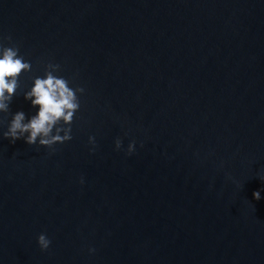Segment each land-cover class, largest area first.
<instances>
[{"label":"water","instance_id":"1","mask_svg":"<svg viewBox=\"0 0 264 264\" xmlns=\"http://www.w3.org/2000/svg\"><path fill=\"white\" fill-rule=\"evenodd\" d=\"M0 44V264H264V0H0ZM49 63L72 139L13 143Z\"/></svg>","mask_w":264,"mask_h":264},{"label":"clouds","instance_id":"2","mask_svg":"<svg viewBox=\"0 0 264 264\" xmlns=\"http://www.w3.org/2000/svg\"><path fill=\"white\" fill-rule=\"evenodd\" d=\"M7 39H11L8 37ZM17 47H4L0 44V113H8L9 105L18 88V77L22 72L31 70L30 62H25L18 55ZM60 70L59 64L46 65L45 78H35L34 86L24 94L26 100L31 101L33 107H38V112L25 122V113L16 112L9 123L4 138L15 142L23 138L29 145H36L52 149L57 143H64L72 139L71 124L75 113L80 108L78 93H83L82 87L73 89L69 81L53 73ZM62 133V134H61ZM89 143L95 145V138L89 137ZM121 140L115 142L116 149L121 148ZM134 141L128 146V154L134 150ZM94 150V149H93ZM54 151V149H53ZM264 181V177L260 178ZM83 183V180H81ZM259 200L260 192L253 193ZM51 241L45 234H40L38 244L41 250H47Z\"/></svg>","mask_w":264,"mask_h":264}]
</instances>
